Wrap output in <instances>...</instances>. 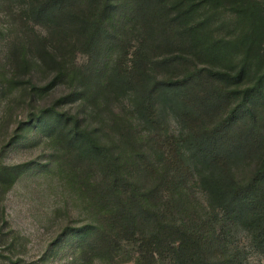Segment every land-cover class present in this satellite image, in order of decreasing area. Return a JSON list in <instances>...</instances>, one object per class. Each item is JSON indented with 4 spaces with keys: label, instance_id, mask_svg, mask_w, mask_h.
I'll return each mask as SVG.
<instances>
[{
    "label": "trees",
    "instance_id": "obj_1",
    "mask_svg": "<svg viewBox=\"0 0 264 264\" xmlns=\"http://www.w3.org/2000/svg\"><path fill=\"white\" fill-rule=\"evenodd\" d=\"M0 18L11 31L12 62L51 73L41 86L28 81L31 92L65 84L70 92L61 100L110 112L111 101L129 102L127 117L113 119L117 151L81 128L76 114L49 106L33 115L46 128L64 120L62 152L91 157L81 162L78 184L94 216L72 234H85L109 262L126 242L135 247L133 264H242L223 233L236 225L264 255V163L242 180L231 169L264 140V0H0ZM170 116L177 134L167 132ZM141 160L155 177L144 190L133 179ZM92 164L98 176L90 183ZM191 168L207 209L220 217L187 227L148 196L164 182L185 185ZM21 173L20 165L0 163V264L21 246L1 204Z\"/></svg>",
    "mask_w": 264,
    "mask_h": 264
},
{
    "label": "rangeland",
    "instance_id": "obj_2",
    "mask_svg": "<svg viewBox=\"0 0 264 264\" xmlns=\"http://www.w3.org/2000/svg\"><path fill=\"white\" fill-rule=\"evenodd\" d=\"M2 23L0 18V163L22 167V173L1 200L10 236L18 233L20 237L21 246L16 248L17 251L5 253L10 257L9 264H14L16 257L21 258L23 264H133L136 256L133 244L121 243L111 258L112 262H109L86 242L85 234L81 237L79 232L72 234L77 228L91 223L94 216L78 184L83 183L79 182V174L85 167L81 162L84 160L87 163L91 157L81 155L82 160L75 161L73 157L78 148L62 152L63 135H69V124L64 120H50L53 127L46 128L33 116L49 106L76 114L81 128L90 130L95 139L109 142L117 151L120 148V132L116 130L113 119L127 117L129 102L127 99L111 101L114 111L110 112L108 109L97 110L94 105L72 97L61 100L70 92L65 84H58L44 92H31L28 81L41 86L48 82L51 73L41 64L22 67L12 62L8 56L11 31L3 30ZM85 60L83 54L77 57L78 63ZM159 74L166 75V72L162 69ZM226 110L227 107H223L221 115ZM240 122L238 119L237 124ZM179 130V123L170 116L167 132L177 134ZM76 145L79 147L80 144ZM158 145L163 149V138L159 139ZM252 149L246 150L243 159L232 165L231 169L239 180L250 176L256 167L264 163V140L261 146ZM188 163L191 166V161ZM133 167V179L139 190L155 184V177L146 161L141 160ZM89 169L90 183H93L98 169L96 164L90 165ZM164 183L148 199L178 222L191 227L201 221L214 222L220 217L219 213L214 216L215 212L210 213L207 209L206 193L192 168L185 185L175 186L173 181ZM223 233L242 264H264V255L254 248L248 233L240 226L224 227ZM161 264L170 263L163 258Z\"/></svg>",
    "mask_w": 264,
    "mask_h": 264
}]
</instances>
